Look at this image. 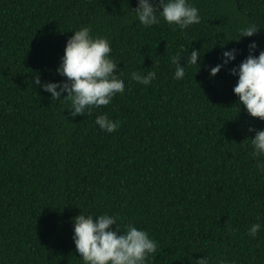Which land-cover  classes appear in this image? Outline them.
<instances>
[{
    "label": "trees",
    "instance_id": "trees-1",
    "mask_svg": "<svg viewBox=\"0 0 264 264\" xmlns=\"http://www.w3.org/2000/svg\"><path fill=\"white\" fill-rule=\"evenodd\" d=\"M201 17L181 29L145 27L136 0H0V264H82L73 217L107 211L156 241L146 264H264V170L251 155V117L227 69L264 48V0H191ZM246 22L259 29L235 38ZM108 39L124 90L107 106L72 116L70 102L35 86L55 69L71 31ZM225 42V43H224ZM235 60L209 77L221 44ZM200 49L201 67L173 78L170 57ZM152 70L147 85L131 72ZM118 120L111 134L97 116ZM261 223L255 237L247 229ZM115 226H113L114 228Z\"/></svg>",
    "mask_w": 264,
    "mask_h": 264
},
{
    "label": "clouds",
    "instance_id": "clouds-1",
    "mask_svg": "<svg viewBox=\"0 0 264 264\" xmlns=\"http://www.w3.org/2000/svg\"><path fill=\"white\" fill-rule=\"evenodd\" d=\"M131 13L141 25L148 27L159 24L161 19L169 24H175L181 29L199 23L200 15L191 0H136V7H131ZM259 27L254 22H246L237 30L235 38L227 39L240 41L242 37H252ZM63 48V54L55 69L63 79L42 81L38 73L32 80L35 86L50 93L51 98L67 99L70 104V115L91 114L94 108L107 106L114 96L124 90L122 74H118L116 63L109 58L110 47L108 39L103 36H93L88 26H80L71 31ZM225 43V42H224ZM221 44L220 62L205 66L209 77L235 60L239 49L224 48ZM255 40H249L247 55L227 71L236 77L232 87L237 97V107L243 108L251 117L264 120V48L258 49ZM182 55L176 53L170 57L174 65L173 78L181 79L185 75V65H202L198 63L202 53L200 49L192 48L187 51L186 60L179 62ZM155 72L148 70L140 73L132 71L131 79L141 84H149L155 78ZM95 126L105 134H111L119 127V121L106 115L97 116ZM253 135L250 137L251 155H264V128H248ZM257 167L264 170V161H257ZM73 219L72 242L74 251L82 264H146V258L156 250V241L148 232L138 228L131 222L123 225L117 223V216L107 211L98 214H78ZM113 226H115L113 228ZM258 221L247 229L250 236L255 237L261 228ZM195 264H208L206 257L195 260ZM220 264H224L223 261Z\"/></svg>",
    "mask_w": 264,
    "mask_h": 264
}]
</instances>
